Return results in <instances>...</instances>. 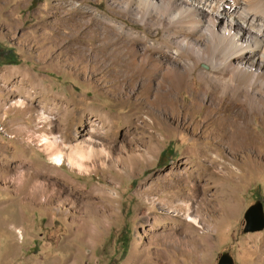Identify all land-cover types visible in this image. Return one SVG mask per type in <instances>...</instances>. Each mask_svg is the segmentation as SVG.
Masks as SVG:
<instances>
[{"label":"rangeland","instance_id":"rangeland-1","mask_svg":"<svg viewBox=\"0 0 264 264\" xmlns=\"http://www.w3.org/2000/svg\"><path fill=\"white\" fill-rule=\"evenodd\" d=\"M129 1L0 0V264H217L223 253L264 264V230L242 233L245 211L256 202L264 211V109L248 117L253 143L241 152L200 137L211 113L226 117L227 131L244 123L237 111L248 110L251 93L205 90L199 78L219 76L205 61L176 86L169 64L187 77L185 61L146 53L167 31L125 12ZM203 21L205 49L231 28ZM68 127L73 142L107 148L105 167L52 163L41 142ZM208 149L220 150L218 160L194 163L233 200L189 182L195 240L186 220L172 223L169 196L184 193L178 178L189 154Z\"/></svg>","mask_w":264,"mask_h":264},{"label":"bare ground","instance_id":"bare-ground-1","mask_svg":"<svg viewBox=\"0 0 264 264\" xmlns=\"http://www.w3.org/2000/svg\"><path fill=\"white\" fill-rule=\"evenodd\" d=\"M127 4H129L127 7L129 11L125 10V12L132 13L139 22L147 24V21H151L158 25L157 28L167 31L162 43L146 45V53L152 49L157 55L167 57L171 61H185L187 77H181L179 71H174L176 66L173 67L174 64H169L171 76L177 80L176 86L183 83L182 79L191 80L193 77L190 76L196 71L200 62L205 61L219 73L218 77L212 74H203V77L199 78L201 82L203 81L205 90L208 91L213 86L222 84L221 88L224 92L228 90L232 96L237 98L243 93H251L247 100L248 110L237 111V116L244 123H237L234 131L226 130L225 116L221 117L211 113L205 116V121L208 124L207 129L210 130H200L198 133L200 137L212 136L217 142L232 151L241 152L250 146L253 139L250 136L252 134L248 132L247 119L249 116L261 113L264 109V0H131L124 4V8ZM208 17H214L218 24L221 22L228 24L229 27L227 26L226 29L231 28L228 31L220 29L218 40L216 39L219 43L210 44L212 46L205 49V37L202 34L205 26L203 19ZM233 27L236 30L228 38L227 36L233 32ZM136 36L141 38L139 35ZM154 67L153 70L156 71L158 66L155 64ZM225 94L220 93L222 97ZM18 107L23 106L19 104ZM51 119L50 116H41V120L49 125H51ZM213 121L217 122L218 127L212 126ZM189 125H192L193 130L197 131L193 124ZM70 129L72 128L68 127L62 131L64 138L45 136L42 140L43 150L49 154L52 163L56 167H62L67 160L71 167L83 169L87 163L100 162L102 167H105L104 162L111 158L107 148L103 144L97 146L91 139L81 136H76L78 140L73 142L69 136L71 135ZM62 148L69 150L67 158L63 154ZM0 149L4 148L0 147ZM219 155L220 150L214 149L202 150L198 157L195 156V153L189 154L187 162L183 166L184 173L177 172L180 175L178 184L185 187L184 193L176 191L169 196V201L171 200L174 204L173 208H176L177 211L176 216L171 219L172 223L178 225L186 220L185 224L187 223L190 235L194 236L195 240L198 235H196L197 229L194 226H198L199 221L191 215L192 206L189 203L197 188L194 187V184L191 188L189 182L193 180L198 182V185L215 186L213 189L221 190L227 196L228 202L231 203L233 200L226 189L227 187L218 184V176L216 177L212 171H207L209 173L205 174L199 165L194 163L196 160L202 162L198 158L214 162L218 160ZM111 161L115 163L113 159ZM176 187L175 185L170 189ZM147 190L151 191L150 188ZM205 191L207 192L206 188ZM169 201L162 199L161 204L168 207ZM182 211L185 212L183 219Z\"/></svg>","mask_w":264,"mask_h":264},{"label":"water","instance_id":"water-1","mask_svg":"<svg viewBox=\"0 0 264 264\" xmlns=\"http://www.w3.org/2000/svg\"><path fill=\"white\" fill-rule=\"evenodd\" d=\"M243 234L258 233L264 230V211L261 202L250 206L243 215ZM217 264H234V260L228 253H223Z\"/></svg>","mask_w":264,"mask_h":264}]
</instances>
